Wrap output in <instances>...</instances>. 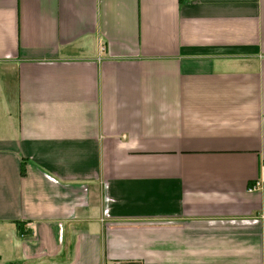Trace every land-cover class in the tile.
Listing matches in <instances>:
<instances>
[{
	"label": "crops",
	"instance_id": "obj_1",
	"mask_svg": "<svg viewBox=\"0 0 264 264\" xmlns=\"http://www.w3.org/2000/svg\"><path fill=\"white\" fill-rule=\"evenodd\" d=\"M263 165L264 0H0V264H264Z\"/></svg>",
	"mask_w": 264,
	"mask_h": 264
},
{
	"label": "built area",
	"instance_id": "obj_2",
	"mask_svg": "<svg viewBox=\"0 0 264 264\" xmlns=\"http://www.w3.org/2000/svg\"><path fill=\"white\" fill-rule=\"evenodd\" d=\"M264 183V165L260 169V176L254 182L247 187V192L251 193L259 190Z\"/></svg>",
	"mask_w": 264,
	"mask_h": 264
},
{
	"label": "water",
	"instance_id": "obj_3",
	"mask_svg": "<svg viewBox=\"0 0 264 264\" xmlns=\"http://www.w3.org/2000/svg\"><path fill=\"white\" fill-rule=\"evenodd\" d=\"M125 264H136V263H133V262H127V263H125Z\"/></svg>",
	"mask_w": 264,
	"mask_h": 264
},
{
	"label": "trees",
	"instance_id": "obj_4",
	"mask_svg": "<svg viewBox=\"0 0 264 264\" xmlns=\"http://www.w3.org/2000/svg\"><path fill=\"white\" fill-rule=\"evenodd\" d=\"M21 174H23V169L21 168Z\"/></svg>",
	"mask_w": 264,
	"mask_h": 264
}]
</instances>
